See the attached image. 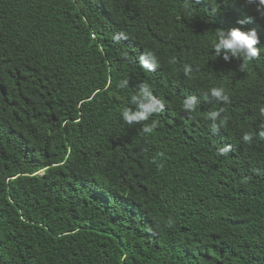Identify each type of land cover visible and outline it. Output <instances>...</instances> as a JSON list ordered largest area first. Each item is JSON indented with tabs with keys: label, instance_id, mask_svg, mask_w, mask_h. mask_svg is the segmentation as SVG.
Here are the masks:
<instances>
[{
	"label": "trees",
	"instance_id": "1",
	"mask_svg": "<svg viewBox=\"0 0 264 264\" xmlns=\"http://www.w3.org/2000/svg\"><path fill=\"white\" fill-rule=\"evenodd\" d=\"M255 9L0 0V264H264V48L212 47L237 20L264 47ZM142 85L163 108L129 125Z\"/></svg>",
	"mask_w": 264,
	"mask_h": 264
},
{
	"label": "clouds",
	"instance_id": "2",
	"mask_svg": "<svg viewBox=\"0 0 264 264\" xmlns=\"http://www.w3.org/2000/svg\"><path fill=\"white\" fill-rule=\"evenodd\" d=\"M248 3L255 4L256 12L261 19H264V0H247ZM212 12L216 13V9L212 8ZM237 27H232L230 29H222L215 33V42L212 47L216 55H219L221 50L224 52L223 59L225 61L229 60V57H236L243 60V66L245 67L247 63L254 61L261 54V48L257 45L261 44V38L256 31V29L243 30V25L246 23L245 20H237ZM141 66L149 71H152L156 67L155 58L149 53L147 57L141 58ZM191 72L190 67L185 68V74ZM126 83V81H125ZM123 87V85H121ZM210 95L224 101L228 100V96L224 95L223 89L212 88L210 90ZM132 101L137 106V111L133 112L126 108L122 112L123 120L131 125L133 122L139 123L140 121L147 120L152 114L158 113L162 110L163 105L156 99V97L149 90L147 85H142L139 89L138 95L132 96ZM184 110L189 112L194 111L196 108V101L194 97H189L183 102ZM264 111V109H262ZM219 116L218 112H211L210 118L216 119ZM153 126H145L143 131L151 132ZM264 137V133L261 134ZM245 141H250L252 137L250 135H245L243 137ZM221 154L229 151V148H222Z\"/></svg>",
	"mask_w": 264,
	"mask_h": 264
}]
</instances>
